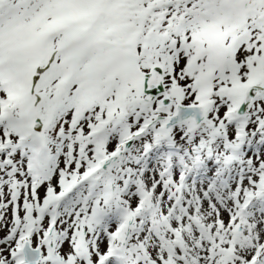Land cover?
<instances>
[{"label": "snow or ice", "instance_id": "snow-or-ice-1", "mask_svg": "<svg viewBox=\"0 0 264 264\" xmlns=\"http://www.w3.org/2000/svg\"><path fill=\"white\" fill-rule=\"evenodd\" d=\"M0 264H264V0H0Z\"/></svg>", "mask_w": 264, "mask_h": 264}]
</instances>
